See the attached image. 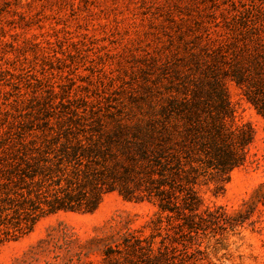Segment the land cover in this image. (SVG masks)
<instances>
[{
    "label": "trees",
    "instance_id": "1",
    "mask_svg": "<svg viewBox=\"0 0 264 264\" xmlns=\"http://www.w3.org/2000/svg\"><path fill=\"white\" fill-rule=\"evenodd\" d=\"M218 19L184 40L185 58L156 101L49 114L43 134L40 123L2 138L0 246L48 215L93 213L112 194L155 212L148 235L129 229L100 264H214L207 239L256 224L264 184L237 208L201 189L256 157L255 131L236 122L230 88L264 117V0H232Z\"/></svg>",
    "mask_w": 264,
    "mask_h": 264
},
{
    "label": "rangeland",
    "instance_id": "2",
    "mask_svg": "<svg viewBox=\"0 0 264 264\" xmlns=\"http://www.w3.org/2000/svg\"><path fill=\"white\" fill-rule=\"evenodd\" d=\"M230 2L0 0V141L40 123L43 134L49 114L114 112L122 105L130 111L156 101L184 60L192 33L219 22ZM230 91L236 122L255 131L256 157L201 194L237 208L264 184V117L236 87ZM154 212L148 202L112 194L93 213L48 215L31 233L0 246V264H100L106 245L129 229L148 235ZM254 220L205 241L214 264H264V208Z\"/></svg>",
    "mask_w": 264,
    "mask_h": 264
}]
</instances>
